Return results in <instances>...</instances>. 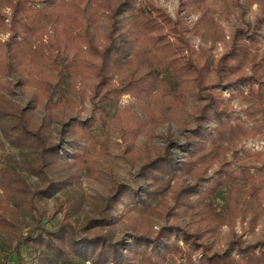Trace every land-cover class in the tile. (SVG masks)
<instances>
[{"label":"trees","instance_id":"16d2710c","mask_svg":"<svg viewBox=\"0 0 264 264\" xmlns=\"http://www.w3.org/2000/svg\"><path fill=\"white\" fill-rule=\"evenodd\" d=\"M201 2L192 4L199 7ZM38 4L42 8L34 7ZM8 8L10 16L5 12ZM102 21L108 29L106 43L99 45L91 26L98 30ZM206 24L199 19L190 31L181 17L173 20L154 0H0V32L10 36L0 43V143H9L21 157L19 162L11 155L2 156L0 166V238L14 241L13 264H32L22 255L23 248L31 246L41 248L33 264H264V236L251 243L235 231L239 219L249 220L256 229L260 214H253L251 199L256 206L264 199L257 189L264 182V159L239 156L242 140L264 138V62L257 51V38L264 34V12L255 29L235 32L218 60L205 50L194 54L186 36L192 32L209 38L220 27L214 21ZM76 73L93 76L92 116L81 123L85 131L97 121L107 135L114 126L140 130L136 112L131 113L134 127L120 121V110L107 123L112 107L130 94L147 103L146 114L155 121L157 103L183 115L180 126L186 134L183 144L169 138L163 151L148 153L134 187L122 184L112 189L97 203L95 215L80 224L72 217L80 210L81 199L71 197L69 208L61 204L52 216L40 204L67 194L70 186L79 184V173L85 169L86 158L76 154L78 160L70 161L62 147L66 140L86 133L76 129L73 118L66 120L63 108L53 101L65 79L70 77L69 87H76ZM243 86L247 93L241 91L239 98L248 106L250 130L244 123L233 124L230 107L219 104L215 93L218 87ZM12 87L28 92L26 105L13 99ZM189 89L198 106L187 116ZM230 159L235 167L228 164ZM216 165H220L216 183L206 187L201 198L192 199L206 186L207 174ZM180 172L196 183L181 184ZM26 174L41 186L31 187ZM223 187H229V196L219 212L214 198ZM125 200L136 204L137 216L158 217L165 225L154 234L135 227L130 240L115 239L114 211ZM180 207L190 219L200 220L183 224L176 212ZM24 215L32 221L25 234L15 225ZM49 221H55L50 228ZM225 227L230 234L221 251L215 244Z\"/></svg>","mask_w":264,"mask_h":264},{"label":"rangeland","instance_id":"374dc122","mask_svg":"<svg viewBox=\"0 0 264 264\" xmlns=\"http://www.w3.org/2000/svg\"><path fill=\"white\" fill-rule=\"evenodd\" d=\"M194 0H154L155 4L162 8L173 20L181 17L187 26V29L192 31L194 26L199 23V19L206 21L208 25L209 21H214L220 27L215 29V32L209 35V38L197 36L192 32H186L187 38L190 40L192 50L194 54L199 53L201 50H205L209 55H212L215 59H220L226 52L231 43L232 37L239 28L255 29L258 26V20L262 17L264 12V0H201V5L197 7L192 4ZM186 4V6L183 5ZM191 5L189 6V4ZM188 5V6H187ZM35 8H42V5H34ZM7 15H11V10L8 8L5 10ZM10 23V19L7 20ZM104 21L100 23V26L95 28L91 26V30L97 33L99 45H104L108 27ZM100 28V29H99ZM216 28V26H215ZM10 36L8 34H2L0 32V43L4 44L9 41ZM260 53V59L264 62V34L257 38ZM248 74L251 71H247ZM215 79V76H214ZM70 77L65 79L64 83L57 89L56 95L53 98L55 103H59L63 108L67 117L74 119L75 127L78 131L85 132L86 135L78 136L76 138L68 139L64 143L62 149L67 152L70 157V161H77L76 154L83 156L85 160V169L79 173V184L70 186L67 194L59 193L55 198H59L57 201L55 198L41 201V206L47 211L49 216H52L60 210L61 204L63 208H69L71 197L81 199L82 206L80 210L75 213L72 219L76 222L82 223L87 216H94L97 203H101V198L111 193L112 189L119 185L125 184L134 187L137 180V173L142 165L147 162L148 153L158 154L159 151H163L168 145L167 139L171 138L176 144H183L186 140V134L183 132L180 124L183 121L180 114H176L172 108L167 106L156 105L159 115L157 121L149 118L146 114L145 108L147 103L139 100L130 94L123 95L118 103L112 107L109 112L107 123L113 121L116 113L120 110V121L129 124L134 127L135 120L131 117L132 112H136L141 118L140 130L136 128L113 127V131L110 135L106 134V130L100 121L94 123V127L90 128V131H85V126L81 125L92 116V104L90 101L91 88L93 84V76L83 75L82 73H76V87H69ZM13 88V99L22 105H26L29 101L28 92L24 89ZM1 90V89H0ZM241 91L246 92L247 87H233L225 88L218 87L215 91L219 97V104L228 105L233 113V124L244 123L245 128L250 130L252 123L248 122L246 110L248 106L240 101L239 94ZM247 93V92H246ZM186 98L188 100V107L186 108L184 115H190L194 108L198 106L195 102L192 90L189 89L186 92ZM156 103V102H154ZM163 104V103H162ZM165 112L170 116L165 115ZM171 112L174 114L171 117ZM117 122V120H116ZM215 123H212L211 127H215ZM133 130L130 134L129 131ZM1 136V134H0ZM209 139V137L207 138ZM106 147L104 151L102 146ZM150 148V149H148ZM179 150V149H177ZM5 155H11L15 157L19 162L21 161L20 153L17 149L12 147L9 143L3 140L0 143V166L2 165L1 158ZM248 155L257 156L264 159V138L261 137H249L240 142L239 156L245 158ZM88 157V158H87ZM21 164V163H20ZM228 164L235 167L233 159L228 160ZM261 166V164H257ZM220 165L213 167L207 174L206 186L200 187L199 192H196V196L192 199L196 200L197 197H202L206 191V187L216 183L218 175L217 171ZM252 173H256L255 169ZM182 175L181 184L194 185L196 179L189 177L180 172ZM27 182L31 187L41 186V183L37 178L31 175H25ZM178 186H181L179 183ZM146 185L143 186L145 190ZM257 189L262 190L264 197V182L257 185ZM145 194L143 193V196ZM229 196V187H223L219 190L214 198V204L222 212L227 205ZM70 197V198H69ZM161 198L152 200V204L156 205ZM253 201V214L259 213V220L256 229H252L249 220L239 219L235 231L244 237L248 242L254 243L264 236V199L260 206H256L255 199ZM170 205H174L171 196L168 197ZM243 201V199L241 200ZM240 201V202H241ZM9 203L5 202V206ZM136 204L131 200H125L115 212L114 219V237L115 239L127 238L130 240L129 235L134 233V228L138 231L148 234H154L159 230L161 226L165 225L163 220L158 217L141 218L137 216V210H135ZM12 209V208H11ZM185 208L180 207L176 209L182 218V223L185 225H191L194 221L200 220V218L194 217L190 219L188 215L184 213ZM63 214V211H62ZM61 213L58 216L60 219ZM32 223L31 218L24 215L19 217L15 222L18 231L27 233L29 225ZM49 221L48 227L54 225ZM230 229L225 227L221 230L218 237L219 242L215 245L217 249L225 250V244L229 240ZM183 245V243H180ZM15 243L8 238H0V264H13L17 260L14 250ZM40 247L23 248L22 255L25 260L32 264L36 262ZM200 255L196 256L199 260ZM90 264V263H88Z\"/></svg>","mask_w":264,"mask_h":264}]
</instances>
